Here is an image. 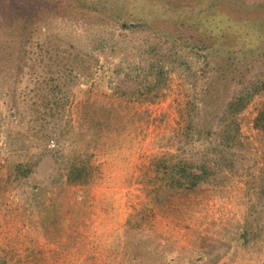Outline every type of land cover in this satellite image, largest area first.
Returning <instances> with one entry per match:
<instances>
[{"label": "rangeland", "instance_id": "1", "mask_svg": "<svg viewBox=\"0 0 264 264\" xmlns=\"http://www.w3.org/2000/svg\"><path fill=\"white\" fill-rule=\"evenodd\" d=\"M103 1L139 11L147 28L166 30L181 43L198 40L201 33L190 24L188 15L208 3V0ZM247 1L251 7L241 13L250 18L248 24L252 27L257 22L264 23V0ZM74 4L72 0H0V259H6L9 264L126 263L130 255L115 247L116 236L123 232L132 213L141 212L145 217L143 221L141 216V228L158 234L167 247V258L195 264H264V195L258 193L262 178L259 171L264 167V137L253 124L264 92L255 95L239 114L241 137L248 147L242 151L245 158L238 163L237 172L220 185L204 183L177 192L160 208L145 204L153 173L149 166L151 156L164 150L178 153L186 150L191 151L190 157L196 158L199 154L191 146L196 144L202 149L208 145L198 137L197 129L192 128L188 133L186 126L182 128L187 83L177 71H170L163 94L153 101L112 93V80L96 79L95 83L81 82L72 87L66 110L71 119L80 116L86 126L87 112L93 108L90 99L94 98L97 101L94 116L103 119L109 116L120 127L93 137L96 145L89 148L94 154L87 183L52 181L56 162H61V155L54 148L55 136L48 140V150L42 151L39 160H30L31 169L16 171L19 181L14 173L11 180L5 178V155L10 153L5 148L4 134L16 119L30 116L16 112L14 104L19 107L24 104L21 108L24 111L34 107L28 97L23 99L17 91L25 90L36 71H41L35 57L55 55L57 42L69 50L92 51L101 38L99 33L104 39L110 36L115 39L120 32H126L125 42L131 45L148 41V32L131 27L133 17L127 16L132 18L128 20L129 29L135 31H125L111 19H101V15L79 16L78 10L71 9ZM230 9L237 15L240 13V7ZM17 15L21 20L15 18ZM207 40H199L198 44L204 45ZM19 63L24 64V70L30 67L31 73L28 70L24 74ZM244 64L242 54L236 53L232 63L236 67L234 74L240 77L247 74L248 71L243 72ZM262 69L264 54L258 55L251 71ZM234 86L235 83H230L231 89ZM5 90L16 92L15 97L3 99L1 93ZM227 91L223 90L228 94ZM104 100L109 103L106 107L101 106ZM223 101L221 98L219 104ZM110 105L118 106L117 113L113 108V114L109 115L104 108ZM89 131L83 140L89 138ZM62 137L63 153H66L72 148L73 135L64 133ZM187 137L190 142H186ZM32 139L30 136L28 140ZM40 149L43 144L32 143L25 151L35 153ZM245 224L256 228L258 234L248 245L240 238Z\"/></svg>", "mask_w": 264, "mask_h": 264}, {"label": "trees", "instance_id": "2", "mask_svg": "<svg viewBox=\"0 0 264 264\" xmlns=\"http://www.w3.org/2000/svg\"><path fill=\"white\" fill-rule=\"evenodd\" d=\"M72 1L75 4L71 9L78 10L79 16L101 15V19L109 18L125 31L130 27L128 20H132L127 16L133 17L135 21L131 27L148 32V41L131 45L125 42L126 32H120L115 39H111V36L110 39H104L102 33H99L102 39H99L92 51L69 50L66 45L57 42L55 55L47 54L39 59L35 57L38 65L42 66L41 71H36L35 78L25 90L17 91L23 99L28 97L34 107L32 105L28 111H24L21 109L24 104L22 107L14 104L16 112L29 113L30 116L27 119H16L11 126L6 127L4 134L5 148L10 153L5 155V178L11 180L14 173L19 181L18 170L22 171L25 167L31 169L30 160H39L42 151L48 150V140L55 136L54 148L61 155V162H56L52 181L57 184L87 183L91 178V156L94 154L89 148L96 145L92 141L93 137H100L103 132L120 127L109 116L108 119L94 116L97 102L94 98L90 99L89 105L93 108L87 112L86 126H83L84 118L80 116L71 119L66 110L72 87L81 82L92 84L96 79L99 82L112 80V93L139 101H153L163 94L170 71H177L187 83V97L181 113L182 128L186 126L188 133L192 128L197 129L198 137L208 145L202 149L196 144L191 146L192 151L199 154L196 158L190 157L191 151L188 153L185 149H179L181 153L164 150L153 154L149 161L152 180L147 189L145 204L160 208L171 201L177 192L191 190L204 183L220 185L226 182L230 174L237 172L238 163L245 158L242 151L248 147L241 137L239 114L255 95L264 92V69L251 71L258 55L264 54V23L260 21L251 27L248 24L250 18L241 13V10L251 7V3L247 0H208L203 7L188 15L190 24L193 23L194 29L201 33L198 40L195 42L187 39L181 43L166 30L147 28L144 15L139 11H130L122 5H108L103 0ZM222 4L226 5L225 9ZM231 6L240 7V13L237 15L230 11ZM16 13L19 11L16 10ZM15 18L21 20L20 15ZM135 29L130 28L129 31ZM253 31L258 33L253 34ZM201 36L208 39L204 45L198 44L199 40H205ZM236 53H241L245 59L243 72L248 71L241 77L234 74L236 67L232 65ZM117 54L120 55L114 59ZM23 66L19 63L20 70L24 74L29 73L30 67L28 72ZM230 83H235L233 89ZM224 89H228V94L223 92ZM15 94L14 91L11 93L5 90L1 97L6 99L12 95V99ZM221 98L224 101L219 104ZM107 102L104 100L101 106L106 107L109 104ZM113 108L117 113L116 105L104 109L112 115ZM132 109L136 112L133 105ZM253 124L264 137V99L253 118ZM88 129L89 138L83 140L84 135L88 136ZM64 133L73 135L72 148L66 153H63L62 145ZM30 136L33 137L31 141L28 140ZM83 141H86L84 146ZM186 142H190L189 137ZM32 143L43 144V149L35 153L32 150L25 151ZM260 176L258 193L262 196L264 167L259 171ZM132 214L127 218L123 232L116 236L115 243L118 250L124 249L130 255L127 264H195L192 261L179 263L176 259L167 258V247L161 243L158 234L141 228V216L144 221V214ZM257 235V229L246 224L240 231V238L247 245ZM0 264L9 263L6 259H0Z\"/></svg>", "mask_w": 264, "mask_h": 264}, {"label": "built area", "instance_id": "3", "mask_svg": "<svg viewBox=\"0 0 264 264\" xmlns=\"http://www.w3.org/2000/svg\"><path fill=\"white\" fill-rule=\"evenodd\" d=\"M51 141L53 142V140L51 139Z\"/></svg>", "mask_w": 264, "mask_h": 264}]
</instances>
